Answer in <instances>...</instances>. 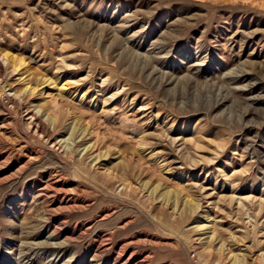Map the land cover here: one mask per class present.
<instances>
[{"label": "rangeland", "instance_id": "1", "mask_svg": "<svg viewBox=\"0 0 264 264\" xmlns=\"http://www.w3.org/2000/svg\"><path fill=\"white\" fill-rule=\"evenodd\" d=\"M5 52L0 264H264V0H0Z\"/></svg>", "mask_w": 264, "mask_h": 264}, {"label": "bare ground", "instance_id": "2", "mask_svg": "<svg viewBox=\"0 0 264 264\" xmlns=\"http://www.w3.org/2000/svg\"><path fill=\"white\" fill-rule=\"evenodd\" d=\"M0 56L3 58V60L7 63V61H8V63H9V66H10V68H12L13 69V71L15 70V69H18L19 67H21L22 68V66H27V63L26 62H24V60L22 59V58H20V57H16V56H9L6 52L5 53H0ZM5 63V64H6ZM7 63V64H8ZM28 68V67H27ZM21 70V69H20ZM26 71H30V69H26ZM26 71H23L20 75H22V74H24ZM31 72V71H30ZM19 74V73H18ZM22 79H24V78H22ZM25 84H27V81H25L24 82ZM33 89H35L34 87H32V86H30V89H29V91L30 90H33ZM34 91V90H33ZM34 131H41L40 130V128H38V127H36L35 128V130ZM120 255V254H119ZM130 257V256H129ZM133 259V258H132ZM129 262H131V259L130 258H128L127 259ZM128 262L126 261L125 263H122V264H127ZM132 264H144V262L142 261V260H140V261H135V262H132Z\"/></svg>", "mask_w": 264, "mask_h": 264}]
</instances>
